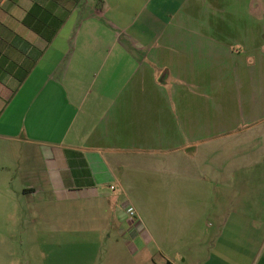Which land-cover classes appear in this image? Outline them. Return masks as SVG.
Masks as SVG:
<instances>
[{
	"label": "crops",
	"instance_id": "0c3cea01",
	"mask_svg": "<svg viewBox=\"0 0 264 264\" xmlns=\"http://www.w3.org/2000/svg\"><path fill=\"white\" fill-rule=\"evenodd\" d=\"M86 210L152 264H264V0H0L5 230Z\"/></svg>",
	"mask_w": 264,
	"mask_h": 264
},
{
	"label": "rangeland",
	"instance_id": "374dc122",
	"mask_svg": "<svg viewBox=\"0 0 264 264\" xmlns=\"http://www.w3.org/2000/svg\"><path fill=\"white\" fill-rule=\"evenodd\" d=\"M91 216L86 210L72 218L61 217L58 219L61 228L57 233L29 230L10 233L5 229L11 225V218L0 215V264H152L142 257V251L120 246V242L110 240L111 232L103 227H93ZM193 252L183 250L186 261L182 264H195L196 261L191 262Z\"/></svg>",
	"mask_w": 264,
	"mask_h": 264
},
{
	"label": "built area",
	"instance_id": "2783aa9c",
	"mask_svg": "<svg viewBox=\"0 0 264 264\" xmlns=\"http://www.w3.org/2000/svg\"><path fill=\"white\" fill-rule=\"evenodd\" d=\"M128 213H129V215L131 216V217H133V216H135V211L134 210H132V209H130L129 211H128Z\"/></svg>",
	"mask_w": 264,
	"mask_h": 264
},
{
	"label": "water",
	"instance_id": "95a60500",
	"mask_svg": "<svg viewBox=\"0 0 264 264\" xmlns=\"http://www.w3.org/2000/svg\"><path fill=\"white\" fill-rule=\"evenodd\" d=\"M163 76H164V74H162V75H161V78H160V80L162 79V77H163Z\"/></svg>",
	"mask_w": 264,
	"mask_h": 264
}]
</instances>
